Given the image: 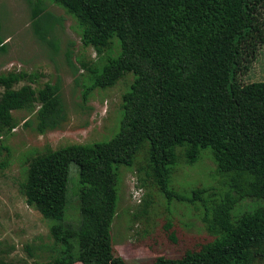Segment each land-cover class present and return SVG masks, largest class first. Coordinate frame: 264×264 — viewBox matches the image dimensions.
<instances>
[{"label":"trees","instance_id":"obj_1","mask_svg":"<svg viewBox=\"0 0 264 264\" xmlns=\"http://www.w3.org/2000/svg\"><path fill=\"white\" fill-rule=\"evenodd\" d=\"M26 1L33 34L44 42L59 19L41 0ZM48 1L74 18L81 45L97 58L103 48L116 47L101 63L80 64L89 72L83 97L124 73L132 79L109 139L47 149L29 160L19 191L50 220L48 233L57 245L55 257L32 264H129L113 247L111 223L119 167L129 165L145 141L159 192L166 200H199L220 232L208 249L158 255L148 264L263 263L264 81L240 83L236 77L264 42V0ZM2 41L0 35V51ZM51 45L56 48L54 41ZM24 80L32 81V74L0 72V141L16 125L14 110L32 115L38 133L65 120L58 81L33 89L18 85ZM203 150L226 177L225 189L202 187L180 195L170 185L175 166L194 162ZM70 163L77 167L76 225L63 222ZM244 201L251 204L235 213Z\"/></svg>","mask_w":264,"mask_h":264},{"label":"rangeland","instance_id":"obj_2","mask_svg":"<svg viewBox=\"0 0 264 264\" xmlns=\"http://www.w3.org/2000/svg\"><path fill=\"white\" fill-rule=\"evenodd\" d=\"M41 1L59 19L44 42L33 34L26 0H0V35L4 43L0 72L31 73L32 81L24 80L18 85L27 83L33 89L58 81L65 120L53 130L38 133L32 127V115L23 110L11 112L16 125L0 141V264H32L57 255V245L48 233L50 220L27 205L19 191L25 168L33 156L47 149L109 139L118 128L121 94L132 79L130 73H124L111 86L93 88L83 97L89 72L80 64L92 60L101 63L108 53L115 54L116 47L111 45L110 52L103 48L97 58L92 48L81 45L74 18L48 0ZM74 66L77 73L73 72ZM236 80L264 81V42ZM25 117L28 124L23 123ZM225 182L226 177L216 172L211 155L203 150L194 162L175 166L170 185L187 197L190 190L202 187L213 192L223 190ZM77 193V167L70 163L64 223L76 225L80 218ZM250 204L244 201L233 211ZM219 235L218 229L205 218L199 200H166L159 192L150 175L146 141L135 151L129 165L119 167L111 239L116 253L129 264H148L158 255L177 257L185 252L203 251L219 240Z\"/></svg>","mask_w":264,"mask_h":264}]
</instances>
